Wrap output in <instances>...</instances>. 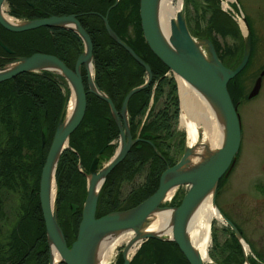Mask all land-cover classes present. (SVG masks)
I'll use <instances>...</instances> for the list:
<instances>
[{"label":"trees","instance_id":"16d2710c","mask_svg":"<svg viewBox=\"0 0 264 264\" xmlns=\"http://www.w3.org/2000/svg\"><path fill=\"white\" fill-rule=\"evenodd\" d=\"M115 1L7 0L9 15L23 21L35 20L40 16L76 17L92 43L95 85L108 96L117 111H120L125 95L131 89L146 82L147 73L144 67L135 62L108 36L103 24L106 14L113 32L151 70L152 78L149 86L134 94L128 103L130 133L132 138L140 141L132 146L126 158L106 177L98 197L97 217L129 210L150 197L158 188L161 174L167 167L176 164L171 155L173 145L171 146L170 142L180 135L181 139L176 147L179 151L184 149V133L178 134L173 128L180 112L176 81L171 70L151 52L144 40L139 17L140 0H118L116 4ZM212 27H216L222 37L230 32L234 33L233 36L237 39L242 40L239 30L232 32L226 25L223 26L217 21L212 23ZM249 29L253 38V31L250 27ZM8 34L11 38L5 39V44L11 50V61L41 53L54 56L65 66L73 69L77 58L84 50L82 39L70 29L41 27ZM235 53L234 50L229 51L230 60L235 59ZM253 53L252 43L251 57L245 69L251 63ZM0 54L7 55L1 48ZM85 74L84 71L86 111L79 126L71 133L69 148L61 153L55 172L56 218L68 247L76 238L81 220L89 167L99 152H102L100 161L112 157L117 147L114 142L120 137L109 105L89 92ZM241 74L243 72L233 79L234 81L228 83V93L233 102L234 95L238 91L235 90L233 94L230 87L233 85L234 89V85L238 84L235 83L236 79ZM64 87L65 92L62 89ZM68 93L64 78L48 71L25 73L11 79L12 114L0 113V121L11 124V130L6 131L7 141H11V159L8 154L2 156V162H11V178L2 173L6 168L1 163L0 182L2 181L3 188L4 186L16 188V181L20 178L17 175L20 173L16 171L14 164H20L18 161L22 159L21 151L25 147L27 150H33L36 158L32 165L25 169L27 173L21 177L22 179L20 178L23 184L19 187H24L28 205L22 208V214L11 230L8 241L0 247L2 250L0 264H48L49 262V246L38 198L42 165L41 138L45 135L46 145L50 146L57 124L64 116ZM162 97L164 101L162 106H159ZM12 115H16L18 121L12 119ZM80 169L85 174L81 173ZM143 170H147L143 183L132 189L126 199L121 200L119 195L121 184L126 180H132ZM28 172L34 174L32 176L35 181L34 188L25 185L23 177L29 175ZM222 183L221 180L218 190ZM177 199L178 196H174L170 203L163 206L177 207L182 198ZM225 230L228 239L218 245L220 264H242L240 245L233 232L228 228ZM249 262L257 264L251 258ZM122 263V258L119 257L117 264ZM261 263L264 264L263 261ZM129 264H188V262L175 243L149 239L142 243Z\"/></svg>","mask_w":264,"mask_h":264},{"label":"water","instance_id":"95a60500","mask_svg":"<svg viewBox=\"0 0 264 264\" xmlns=\"http://www.w3.org/2000/svg\"><path fill=\"white\" fill-rule=\"evenodd\" d=\"M184 1V0H183ZM5 0H0V25L7 31L19 33L34 30L40 27L66 28L77 33L83 41V52L77 58L74 68L70 69L59 59L48 54L36 53L30 57L17 59L16 64L0 69V83L15 78L18 75L41 71H51L61 75L70 85L71 93H74L76 106L69 122L62 126V119L59 120L54 132L49 149L45 158L42 159L41 173L39 177L38 198L42 213L46 239L49 246V262L51 264V249L53 248L58 256L57 264H93V256L99 241L107 234L117 231H128L133 233V241L141 240L140 245L149 240L173 242L178 247L188 264H205L194 252L185 234L188 216L196 203L199 202L212 189L216 195L218 181L221 177L227 176L231 171L235 156L240 144V122L236 107L233 105L227 92V82L237 75L246 65L250 50L251 37L246 20L244 25L246 34L242 35V58L234 70L226 69L218 60L213 47L209 44V57L207 61L197 50L195 42L189 34L183 13L177 15L176 23H170V38L166 43L158 30L156 4L157 0H140L139 17L142 34L151 52L174 74L182 78L203 94L209 96L223 114L226 126V140L220 150L208 157L203 163L190 171L182 170L190 155V150L185 149L179 162L172 167H167L159 178L157 190L137 206L126 210L116 211L102 217H96L97 202L101 188L108 174L119 165L128 154L132 145L139 141L132 140L127 120V106L130 98L146 88L151 81V71L134 52L122 42L109 27L107 14L103 18L104 28L108 36L121 46L139 65L144 67L147 73V81L144 85L131 89L124 97L120 112L118 113L109 98L99 91L93 81L87 65L92 62V43L88 34L82 29L76 17L49 16L42 20H31L23 23H8L2 17V5ZM118 0L115 1V4ZM114 4V5H115ZM108 13V12H107ZM0 46L9 51L0 41ZM84 65L86 80L89 92L107 102L112 117L120 132L119 146L114 156L108 163L98 170V156L93 159L87 176L86 197L82 206L81 220L78 225L75 240L68 247L62 230L56 218V183H55V204L52 207L50 201L51 180L55 182L57 162L61 153L69 148V137L79 126L86 110V92L83 85L80 68ZM264 70L257 78L247 98L251 99L257 95L261 85ZM180 107V106H179ZM122 120V124L121 121ZM45 144V137L42 135L41 145ZM101 152H99V155ZM188 186L180 204L177 207H162L167 192L175 187ZM173 210L172 232L170 237H161L145 233L148 224V217L156 210ZM226 224L238 234L232 224L226 220ZM239 240V239H238ZM240 242V240H239ZM241 243V242H240ZM137 248V249H138ZM125 250L121 252L123 264H129L132 258L125 257ZM208 264H213L208 262Z\"/></svg>","mask_w":264,"mask_h":264},{"label":"rangeland","instance_id":"374dc122","mask_svg":"<svg viewBox=\"0 0 264 264\" xmlns=\"http://www.w3.org/2000/svg\"><path fill=\"white\" fill-rule=\"evenodd\" d=\"M215 2H217L216 4L224 3L223 6H220L222 9L224 8L223 10L230 12V18L233 21L234 28L239 30L240 33H242L243 29L242 23L239 19L243 17H249L251 19V29L253 31V54H255V56H253V60L251 61V65L248 68L245 76H250L253 73L257 74L258 68L264 62V0H215ZM232 4L234 5L232 6ZM194 5L197 7L195 12L193 9ZM204 6V0H184V18L186 21H188L189 17L192 18V21L198 20L200 29L202 30L207 24L206 18L210 13V11H206V14L200 12L203 10ZM228 8H230L233 13L228 10ZM4 9L7 10V4L4 5ZM235 17L239 24L236 22ZM204 20L206 23H204ZM14 23L20 22L14 18ZM247 25L250 27L248 22ZM211 29L218 36L219 33H221L216 27H212ZM192 37L199 43H206L205 40H199V38H195L194 36ZM220 38H223H218L221 45L230 47L233 45L232 48L234 51H236V56L235 59L233 58L228 64H236L239 59L241 60L243 53L242 48H240L241 38L237 39V37L233 36L230 32H228L224 37L221 36ZM203 51L204 54L209 56L208 46H203ZM238 52H240V55H238ZM16 62L17 60H13L11 61L10 65L16 64ZM171 74L176 81L177 95L180 106L179 117L173 128L178 134L184 133L183 151H179L178 147H176L178 141L181 139L180 135H178L174 141L170 142L171 146L173 145V152L171 155L175 160V163H177L182 157L185 149L188 147L189 132L185 126L181 125V99L179 96V86L177 83V76L172 71ZM66 87L69 90L67 96L68 101H70L73 93H71L70 85L68 83H66ZM63 90L65 92V87ZM236 97L238 99L240 95ZM242 99L243 100L239 103V110L237 112L241 129V150L238 154V165L232 168L231 172L222 179L223 183L219 190H217V195L215 196V205L220 210L222 215L241 232L242 237L246 242L244 240L243 241L248 245V251H246V254L252 258L255 257L254 255H256L261 261L264 262V204L256 202L259 200V198H264V177L260 175L264 174V166H262L264 160V93H261V95L259 94V96L252 101L246 100V96H243ZM163 101L164 97L159 100L158 105L162 106ZM4 113L5 115H11L12 111L9 108H6ZM16 115H12L11 118L18 121V118L15 117ZM64 118L65 112L63 119ZM199 133L202 135L201 131H199ZM119 140L115 142V144H117L116 150L119 146ZM6 141L7 132H1L0 151L9 147V144H6ZM48 149L49 146L45 144V155ZM21 152L22 155L20 157L22 159L18 161L20 164H14L16 171L20 173L17 175L20 176V178L27 173L25 169H28V167L32 165L34 159L36 158V153L33 150H27V147H25ZM112 157H110L108 160H99L98 170L103 168V166H105ZM28 173L29 175L23 177L25 185L27 187L29 186L30 188H34L35 181L32 177L34 174L30 172ZM146 173L147 170H143L139 174L135 175L132 180H126L121 184L119 191L121 200L126 199L132 189L143 183ZM20 178L16 181L17 185L15 189L5 186L3 188L2 181L0 182V247H3L8 241L11 230L14 228L15 224H17L18 219L22 214V208L27 207L28 205V198L24 195V187H19V185L23 184L21 180L22 178ZM187 189L188 186H180L177 188L174 194V196H178L177 200L182 198ZM171 200L166 201L164 204L170 203ZM164 204H162V207H169L163 206ZM225 224L226 222L221 223L219 220H214L212 222L210 227L211 243L208 248V255L211 261H205V264H208V262L220 264V248L218 245H221L225 240L228 239V235L225 230ZM124 247L125 244H119L117 246V250L113 252L108 264H116V261L121 255ZM1 251L2 250H0V252ZM214 255H216V257Z\"/></svg>","mask_w":264,"mask_h":264},{"label":"bare ground","instance_id":"6f19581e","mask_svg":"<svg viewBox=\"0 0 264 264\" xmlns=\"http://www.w3.org/2000/svg\"><path fill=\"white\" fill-rule=\"evenodd\" d=\"M183 10H184V1L183 0H177V1H175V0H157V4H156L157 26H158V30H159V33H160L162 39L166 43H168L169 38H170V30H171L170 29V23L172 21L174 23H176L177 15L183 13ZM1 15L4 18V20L7 21L8 23H14L13 17H10L9 14H7L5 12L4 7L2 9ZM239 20L242 23L243 32H244V34H246V28H245L243 19L241 18ZM187 30H188V28H187ZM194 42H195V46H196L197 50L201 53V55L207 61H209L210 57L208 55L204 54V51H203V46H208V49H209L208 43L207 42L206 43H199L196 40H194ZM209 44H211V43L209 42ZM212 47H213V45H212ZM251 48H252V44H251ZM213 50H214V52H215V54L219 60L218 54H217L216 50L214 49V47H213ZM250 53H251V50H250ZM249 57H250V55H249ZM219 62H220V60H219ZM247 63H248V61H247ZM247 63H246V65H247ZM8 66L10 67L11 65H8ZM8 66H7V68H8ZM83 67H84V65H82L80 68L81 76H82V68ZM87 67H88V70L91 73V76H92L93 81H94L93 57H92L91 64H88ZM0 69H2V68H0ZM226 69H228V68H226ZM48 72H51V71H48ZM29 73H32V72H29ZM33 73H35V72H33ZM52 73H54V72H52ZM54 74H57V73H54ZM57 75H59V74H57ZM237 75H235L232 79H234ZM59 76H61V75H59ZM151 78H152V75H151ZM82 80H83V77H82ZM231 80H229V81H231ZM6 81H8V80H6ZM228 82H227V86H226L227 92H228ZM150 83H151V81H150ZM177 83L179 86V96L181 99V125L185 126L189 132L187 149L190 150V155H189V157L186 161V164L182 170L190 171V170L195 169L198 165L203 163L208 157H210L211 155H214L215 153H217L220 150V148L223 146V144L225 143V140H226V126H225V120H224L223 114L220 113L219 108L216 106L217 104L209 96L203 94L202 92L197 90L195 87H193L189 83L185 82L179 76H177ZM149 84H148V86H149ZM258 93H257V95H258ZM111 103H112V101H111ZM75 106H76V100H75V95L73 93V96L71 97L70 101H68V103H67L66 110L64 109L65 118L63 119L64 116L61 117L62 126H65L69 122V120L71 119L73 112L75 110ZM236 112H237V110H236ZM238 118H239V116H238ZM127 120H128V106H127ZM120 121L122 124L121 119H120ZM128 125H129V123H128ZM199 131L202 132V135H201V133H199ZM240 135H241V129H240ZM130 136H131V134H130ZM131 138H132V136H131ZM132 140H136V139L132 138ZM240 142H241V139H240ZM45 144H46V140H45ZM45 144L43 145V147H45ZM239 146H240V144H239ZM101 154H102V152H101ZM101 154L98 155V163H99ZM224 177L225 176L221 177L220 180L218 181V185H217V189H216V195H217L219 183H220L221 179ZM176 190H177V188H175V187L171 188L167 192L164 202L171 200L173 198ZM216 195H214V190L212 189L207 195H205L203 197V199H201L199 202H197L195 207L190 212L188 219H187V223H186V229H185L186 238H187L188 242L190 243L194 252L197 254V256H199V258L203 262L211 261L209 255H208V248H209V245L211 243L210 227H211L212 222L214 220H219L221 223H223L225 221L224 216L222 215L220 210L215 205V201H216L215 196ZM50 201H51V206L53 207L55 204V182L53 179L51 180ZM96 212H97V210H96ZM96 217H97V215H96ZM172 220H173V210H169V209H167V210L166 209L156 210L148 217V224L146 226L145 233L154 234V235L161 236V237H170L171 232H172ZM240 239L243 241L242 238H240ZM140 242H141V240L133 241V233L130 230L111 232V233L105 235L97 244V247L95 249V253L93 256V264H108L109 259L112 257L113 252L117 250V246L119 244H125V247L127 246V250H125L124 254H125V257L127 259H129L141 247L142 244L138 248ZM243 244L245 247V251H248V246L245 244L244 241H243ZM58 261H59V256H58L57 252L52 248L51 249V264H57Z\"/></svg>","mask_w":264,"mask_h":264},{"label":"flooded vegetation","instance_id":"af4514ba","mask_svg":"<svg viewBox=\"0 0 264 264\" xmlns=\"http://www.w3.org/2000/svg\"><path fill=\"white\" fill-rule=\"evenodd\" d=\"M205 1V6L203 7V10L202 11H200V12H203L204 14H206V11H210V13H209V15L207 16V18H206V20H207V24H206V26H205V28L202 30V29H200V26H199V22H198V20H195V21H192V18L191 17H189V19H188V21H186V19H185V21H186V26H187V28H188V31H189V33H190V35L191 36H194L195 38H199V40H205L207 43H208V45H209V42L213 45V47H214V49L216 50V51H219L220 53L218 54V57H219V60H220V62L226 67V68H228V69H230V70H234L238 65H239V63H240V61L238 60V62L236 63V64H234V65H232V64H228L229 63V61H231L230 60V57H229V51L230 50H234L233 48H232V46L230 47V46H224V45H221L220 43H219V40H218V38L219 39H223V38H220L221 37V33H219V36L218 35H216L214 32H213V30L211 29V26H212V23L214 22V21H217V23H220L221 25H226V27H228L229 29H231V31L232 32H234L236 29L234 28V25H233V21L231 20V14H230V12L229 11H225V10H223L222 9V7L220 6V4H216V2H215V0H204ZM5 4H7V10H5V12L7 13V14H9V5H8V2H7V0H5V2H4V4H3V6H2V9H3V7H4V5ZM234 4H232V6H233ZM197 7L194 5L193 6V9H194V12L197 10L196 9ZM231 12H232V10L230 9V8H228ZM233 13V12H232ZM10 16V15H9ZM11 17V16H10ZM201 17V16H200ZM199 17V18H200ZM14 18V17H13ZM44 18H47V17H39V18H37V19H35V20H42V19H44ZM213 18H214V21H213ZM233 18V17H232ZM241 19V18H240ZM242 19H244V17L242 18ZM235 20H236V22H237V19H236V17H235ZM246 20H247V22L249 23V26H250V28H251V19L248 17H246ZM31 21V20H30ZM204 23H206L205 22V20H204ZM238 23V22H237ZM239 24V23H238ZM0 28L2 29H0V41L7 47V49L9 50V51H7V50H5V49H3L1 46H0V48L4 51V52H6V54L7 55H1L0 54V68H3V67H7V65H10V63H11V50L8 48V46L5 44V39H10L11 37H10V35L8 34V33H14V32H10V31H7L6 29H4L1 25H0ZM41 28V27H40ZM46 28V27H45ZM38 29V28H37ZM34 30H36V29H34ZM31 31V30H30ZM26 32V31H25ZM232 35H234V33H232ZM218 38H217V37ZM232 37V36H231ZM252 39V38H251ZM252 44V43H251ZM221 47V48H220ZM251 53H252V48H251ZM251 53H250V57H251ZM253 56H255V54H253L252 55V59H251V61L253 60ZM250 57H249V59H250ZM248 62H249V60H248ZM247 65H248V63H247ZM246 65V66H247ZM250 65H251V63L249 64V66H248V68L250 67ZM245 66V67H246ZM74 68V67H73ZM248 68L247 69H243L240 73H242L243 72V74H241V76H239V78L238 79H236V82L235 83H238V84H236V85H234V89H233V85L230 87L231 89H232V91H233V94L235 93L234 91L235 90H237L238 91V93H235V95H234V104H235V106H236V110H237V112H238V108H239V103H240V101H242L243 99H242V97L243 96H246V100H249V101H252V100H254V99H256L258 96H259V94L261 95V93H264V76L262 77V79H261V85H260V90H259V93H258V95L256 96V97H254V98H251V99H249V98H247V96H248V94H249V92L251 91V89H252V87H253V84H254V82H256L255 80H257V78L259 77V75H260V73L264 70V62H263V64L258 68V71H257V74H255V73H253V74H251L250 76H245V74L247 73V71H248ZM84 71H85V69H84V67L82 68V77H83V73H84ZM86 73V72H85ZM239 73V74H240ZM238 74V75H239ZM86 75V74H85ZM237 75V76H238ZM237 76L235 77V78H237ZM234 78V79H235ZM245 80V81H244ZM231 81H234L233 79L231 80ZM230 82V81H229ZM228 82V83H229ZM234 84V83H233ZM63 89V88H62ZM64 91V90H63ZM240 92V93H239ZM238 94H240V97L237 99V97L236 96H238ZM11 79L10 80H8V81H5V82H1L0 83V113H4V111L6 110V108H9V109H11ZM118 112H120V111H118ZM8 130H11V124H9V123H3V122H1L0 121V133L1 132H6V131H8ZM129 132H130V128H129ZM131 134V133H130ZM138 135V134H137ZM119 139H120V137H119ZM134 139V138H133ZM139 141H140V139H138ZM115 143V142H114ZM6 144H9V147L7 148V149H3V150H1L0 151V164L1 163H3V165H4V167L6 168V170L4 171V172H2L5 176H8L9 178H11V162H6V163H4V162H2L3 160H2V156L3 155H5V154H8V157L11 159V141H6ZM44 149H45V147H41V150H40V159H41V161H42V159L46 156L45 155V152H44ZM240 150H241V143H240V146H239V149H238V153L236 154V156H235V161H234V165H233V167L232 168H234L235 166H237L238 165V161H239V152H240ZM262 165V164H261ZM262 166H264V160H263V165ZM80 172L81 173H83V171L82 170H80ZM83 174H85V173H83ZM262 177H264V174H260ZM223 179V178H222ZM221 179V180H222ZM264 194V193H263ZM260 195H262V194H260ZM264 198H259V200L258 201H256V202H259V203H262V204H264ZM225 218V217H224ZM226 218H225V221L224 222H226ZM228 221V220H227ZM223 222V223H224ZM226 225V224H225ZM234 228H235V230H236V232H237V234L239 235L238 236V239L240 240V242L242 241L240 238H242V234H241V232L234 226V225H232ZM230 231H232L233 232V234H234V236L236 237V235H235V231H233L231 228L229 229ZM236 239H237V237H236ZM237 239V241H238V243H239V245H240V248H241V252H242V257H243V263L242 264H250V262H249V258H251V259H253V260H255L256 262H257V264H263V263H261V261L258 259V257L256 256V255H254L255 257L254 258H252L251 256H249V255H247L246 254V251H245V247H244V244H243V241L240 243L239 242V240ZM243 239V238H242ZM246 244V243H245ZM136 253V252H135ZM135 253L133 254V256L135 255ZM132 256V257H133ZM120 258H122L121 257V255L119 256ZM118 257V258H119ZM132 259V258H131ZM117 262H118V259H117V261H116V264H117Z\"/></svg>","mask_w":264,"mask_h":264}]
</instances>
